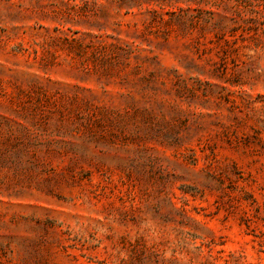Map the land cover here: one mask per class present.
I'll use <instances>...</instances> for the list:
<instances>
[{
    "label": "rangeland",
    "instance_id": "1",
    "mask_svg": "<svg viewBox=\"0 0 264 264\" xmlns=\"http://www.w3.org/2000/svg\"><path fill=\"white\" fill-rule=\"evenodd\" d=\"M0 264H264V0H0Z\"/></svg>",
    "mask_w": 264,
    "mask_h": 264
}]
</instances>
